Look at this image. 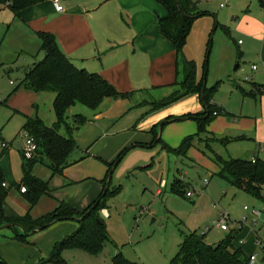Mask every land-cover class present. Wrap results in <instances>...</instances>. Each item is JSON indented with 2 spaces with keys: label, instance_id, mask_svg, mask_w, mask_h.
Instances as JSON below:
<instances>
[{
  "label": "rangeland",
  "instance_id": "374dc122",
  "mask_svg": "<svg viewBox=\"0 0 264 264\" xmlns=\"http://www.w3.org/2000/svg\"><path fill=\"white\" fill-rule=\"evenodd\" d=\"M65 1L67 0H59V3L67 8ZM119 1L127 6L121 14L128 22L130 19L127 17V9L131 10L133 5L130 0ZM119 1L115 0L117 4ZM219 1L198 0L197 7L205 11L204 18L211 21L212 29L207 49L209 52L206 55L204 72L202 71L204 85L210 87L220 79L211 103L221 111L209 121L206 127L208 133L200 134L201 141L195 138L192 146L186 150L185 157L179 156L175 150L162 149L160 145L165 144L170 149H175L184 137L197 132L195 115L201 114L204 108L199 97L194 94L156 107L152 118H158L156 138L159 137L160 142L140 144L120 154L119 158H115V165L108 169L106 185L100 186V190L91 193V196H88L90 193L86 191L80 196H72V186L62 187L59 184L50 187L54 183L48 185L47 177L45 181L38 177V173L42 177L48 174L44 156L42 163H34L31 173L47 183L48 199L54 198L57 202H67L71 206L80 203L78 209L103 194L106 187L111 191L113 186H120L117 193L104 198V206L109 212V217H103L108 239L94 254L79 248L64 249L61 257L66 264H112L111 258L116 252L136 264H169L183 235L189 230L201 234L204 226L210 224L219 211L228 213L227 224L235 228L231 241L234 247H239L245 255L255 252L257 259L253 264H264V260H261L262 249L255 242L256 236L264 242V223L259 222L256 226V229H259L255 231L252 227L255 216L251 212L255 208L264 209V202L233 188L230 183L217 176L219 169L214 162V155L223 159H248L258 145L259 141L253 131L256 121H261L257 111L262 109V104L257 99L259 93L255 96H248L246 93L250 92L251 86L255 84V87L263 89L262 95L259 94L262 97L264 76L257 77L261 82L256 80L254 71L250 70L252 61L245 55L237 69L233 70L236 63L230 65L231 77L227 79L226 72L223 68L220 69V57L226 50L235 51L238 47L243 48L246 45L248 39L243 35V27L251 29L253 17L256 15L264 22V12L258 0H228L227 6L222 8L218 6ZM93 16L95 17L96 13ZM12 18L13 15L6 7H0V174L8 190L2 201V209H6L10 213L9 216L19 217L27 213L34 219L50 212L54 207L47 211L44 207L40 209L37 206L39 200L34 206H29L19 192L18 183L22 176L23 162L20 155L23 140L21 126L26 117L35 116L46 127L52 126L56 119L52 111L54 96L49 91L33 92L21 86L13 92L21 83L23 70L30 68L35 60L41 59L43 53L38 50L39 42L35 35L27 33L21 24ZM221 26L228 28L229 33L226 34ZM237 40L244 45H238ZM249 45L251 51L259 47L256 41ZM232 78L235 80L231 81ZM173 80H182L180 72L174 74V66ZM176 89L179 88L169 84L154 88L152 93H155V98L162 99L169 97ZM81 107L82 105L77 103L70 108L71 113H66V119L71 120V114L77 113V109ZM144 115V110L139 109L132 113L135 121ZM126 123L124 119L120 124L124 127ZM211 136L218 140L212 141ZM207 142L208 147L205 146ZM2 143L7 147H2ZM50 174L52 175L51 172ZM57 176L64 179L60 174ZM160 181L165 183V188L159 187ZM173 181L183 187H175L170 191ZM182 190L192 191L193 194L185 196ZM157 191L161 193L158 194ZM244 205L248 207L246 220L238 226L237 221L245 214L242 211ZM67 223L76 221L65 218L35 230L33 234L28 235L27 242H21L22 249L6 244V241L13 240L9 238L12 231L1 230L0 245H4L0 248V254L2 251L8 256L7 264H36L41 257L46 258L49 255L51 249L47 251L48 240L59 237L60 231ZM227 233L228 231L223 230H210L205 233L203 240L215 243Z\"/></svg>",
  "mask_w": 264,
  "mask_h": 264
},
{
  "label": "crops",
  "instance_id": "0c3cea01",
  "mask_svg": "<svg viewBox=\"0 0 264 264\" xmlns=\"http://www.w3.org/2000/svg\"><path fill=\"white\" fill-rule=\"evenodd\" d=\"M130 1L133 8L127 9L129 12L127 17L130 19L128 22L123 19L121 14L127 6L121 1L117 4L115 0H67L65 1L67 8L62 6L63 10L59 12L55 10L51 0H43V2L17 12V15L12 18H15L27 33L34 34L36 38L35 32L37 31L50 32L55 36L59 49L75 66L83 68L89 73L99 74L118 93L127 94L122 98L104 100L95 111H91L81 104L82 107L77 109V113L71 114V120L66 119L72 126L73 116L81 114L86 118L82 125L71 132V137L76 142V148L68 155L70 164L64 167L60 173L52 174L53 176L48 169V174L45 177L39 173L38 177L44 181L47 177L48 185L54 183L50 187L59 184L62 187L72 186V196H80L84 191L89 192L88 196H91V193L100 190V186L107 183L108 164L115 160L120 151L134 143L152 140L150 129L154 126V131H157L156 120L158 118L157 116L152 118L155 110L149 111V108L153 104L151 101L159 99L153 96L154 88L169 84L176 86L174 83L177 81H172L173 66L174 74L180 72L182 79L184 77L185 66L181 62L176 65L173 46L158 30L157 17L166 16L165 9L156 0ZM94 13H96V18L93 16ZM204 17L206 16H200L193 20L182 49V57L195 64L197 80L202 77L203 65L209 52V50L207 51L209 38L212 35L211 21ZM245 27L242 30L243 35L248 39L246 45L243 48L238 47L235 51L226 50L220 57V69L223 68L226 78H230V65L236 63L235 69H237L246 55L252 61L250 70L254 71L256 80L261 82L257 77L264 76L263 19L256 15L253 17L251 29ZM252 41L259 44L255 51L249 49V44ZM238 42L239 40H237ZM238 45H244V43L239 42ZM220 74H222V70H220ZM233 80L235 79L232 78L231 81ZM218 81L220 82V79ZM11 85L13 84L11 83ZM251 91H257L254 93L261 95L263 93V89L255 87V84L253 87L251 86ZM259 94L257 99L260 100L262 109L257 111V114L261 121H256L255 131H253L259 142L248 159L257 157L264 161V95L260 97ZM74 106L69 107L66 110L67 113ZM138 109L144 110L145 115L135 121L132 113ZM124 119H126L127 125L123 127L120 123ZM59 132L66 135L64 127ZM156 133L158 135V132ZM133 147L137 146L130 148ZM37 157L43 160L40 154ZM58 174L64 176V179L57 176ZM161 182L163 181L159 182V187ZM163 185L165 188V183ZM5 187H7L6 183ZM261 193L264 196V187ZM38 200V208L44 207L46 211L59 204L54 198L53 200L48 199L47 195L39 196L36 201ZM79 205L80 203L74 204L72 207L80 210L81 208L78 209ZM244 206L242 211L246 215L248 207L244 208ZM3 210L7 215L10 214L6 209ZM253 210L261 211L257 224L264 223V209L255 208ZM101 213L106 214L102 217H109V212L104 205L99 209V214L102 215ZM252 214L254 215V212ZM76 225L77 223H67L60 231L59 237H52L48 240L47 251H50L49 248L54 240L71 231ZM228 227V230L223 231L235 230L231 225ZM4 229H0V231ZM253 229L256 228L253 227ZM210 230L220 231L222 229L212 228ZM5 243L13 248H23L21 242L15 240H8ZM3 245H0V248ZM0 259L4 264H7L6 261L9 258L1 251ZM261 260H264L263 256H261Z\"/></svg>",
  "mask_w": 264,
  "mask_h": 264
},
{
  "label": "trees",
  "instance_id": "16d2710c",
  "mask_svg": "<svg viewBox=\"0 0 264 264\" xmlns=\"http://www.w3.org/2000/svg\"><path fill=\"white\" fill-rule=\"evenodd\" d=\"M156 1L166 12V16L157 17L158 30L173 46L176 65L181 62L185 66V73L180 82L174 83L179 89L174 90L169 97L154 102L155 104L151 105L149 111H154L156 107L190 94L198 96L204 108L201 114L195 115L197 122V132L195 134L184 137L175 149H170L165 144L160 145L162 149L175 150L179 156L185 157L186 150L192 146L195 138L201 141L200 134L208 133L206 132V127L209 121L221 111L218 106H214L211 103L219 81L210 87H205L202 74L200 80L196 79L195 64L182 57L183 44L191 23L198 17L206 15L205 11L198 9V1ZM40 2H43V0H0V7H6L15 17L17 12ZM258 2L264 11V0H258ZM221 28L226 34L229 33L228 28L224 26H221ZM35 34L39 41L38 50L43 53V56L41 59L35 60L30 68L23 70L21 83L13 89V92L20 86L33 92H51L54 96L52 111H54L56 119L52 126L46 127L36 116L26 117L25 122L21 126L22 130L33 137L37 144V150L32 159L25 160L22 158V176L18 183V189L21 186L25 189L24 192L20 193L24 196L29 206H33L39 196L49 195L47 183L31 173L35 162H43L37 155L44 156L46 159L45 166L52 174L60 173L64 167L70 164L68 155L76 148V142L72 139L71 132L82 125L86 118L81 114L73 116L72 127L66 121V110L79 103L89 110L95 111L104 100L122 98L127 95L126 93H118L99 74L89 73L85 69L75 66L59 49L55 36L50 32L37 31ZM246 95L255 96L256 93L250 91ZM62 127L65 128L66 135L60 134L59 131ZM150 130L151 141L134 144L140 146V144H151L155 141L159 143L160 139L159 137L156 138L157 131H154V126ZM211 139L215 142L218 140L212 136ZM134 144L132 146H135ZM132 146L125 147L118 153L116 158H119L120 154L125 153ZM205 146L208 147L209 142ZM114 161L108 164L107 171L114 164ZM214 162L219 168L217 176L226 180L233 188L235 187L249 196H255L264 202V196L261 193L264 187V161L257 157L253 158V160L242 158L223 159L219 155H214ZM3 182V176L0 174V229H10L12 231L10 239L17 242H27L28 235H31L35 230L45 228L51 223L65 218L74 219L77 223L74 230L53 241L49 255L46 258L41 257L36 264H66L61 257V252L64 249L73 247L94 254L101 248L102 243L108 239L105 223L103 217L99 214V209L105 203L104 198L117 193L120 190V186H113L111 191L106 189L103 194H99L96 199H93L92 202L80 210L75 209L67 202L58 201L59 204L50 212L32 219L27 213L19 217L5 214L2 209V201L8 190L5 186H2ZM175 187L182 188L183 186L173 181L170 191L174 190ZM185 191L182 190V194ZM81 216L82 218L79 219ZM4 223L8 224L4 225ZM30 231L33 232L30 233ZM233 231L229 230L223 238L215 243H208L203 240L204 234L189 230L178 243V248L169 260V264H247L248 254L245 255L239 247H234L233 243H231ZM111 263L136 264L125 259L120 252L113 254ZM0 264H4L1 259Z\"/></svg>",
  "mask_w": 264,
  "mask_h": 264
},
{
  "label": "built area",
  "instance_id": "2783aa9c",
  "mask_svg": "<svg viewBox=\"0 0 264 264\" xmlns=\"http://www.w3.org/2000/svg\"><path fill=\"white\" fill-rule=\"evenodd\" d=\"M51 2L54 4L56 11L59 12V11L63 10L62 5L59 3V0H51ZM227 3H228V0H220L218 6L222 8V7L227 6ZM252 68H254V66H252ZM22 133H23V140L21 142L22 143V147H21L20 155H21V158H23L25 160H29V159H32V156H34V153L37 150V144L34 141V138L31 137L27 132L22 131ZM2 147H7V145L5 143H2ZM251 160H253V158ZM2 186H5L4 182L2 183ZM163 186H164L163 182H161L160 183V187H163ZM19 189H20V192H24L25 191L24 187H22V186ZM157 192L159 193V191H157ZM192 194H193V192L189 191V190L185 191V193H184L185 196H192ZM245 207L246 206H244V208ZM141 212L142 211H140V213ZM252 212H254V215H255V218L252 221V223H253L252 225H253V227L257 228L256 227L258 225L257 224V220L260 217L261 211L252 210ZM218 213H219L218 216L215 219H213L210 224L204 226V229L201 232V234H205V232H207L208 230H210L212 228H217V229H222V230H228L229 229L228 224H227V221L229 220L228 213H226L225 211H219ZM245 219H246V216L243 214L241 216V218L237 221L238 222V226H239L240 223L244 222ZM255 242L262 249L261 251H262V255L264 257V243L257 236L255 237ZM247 258H248L247 264H253L256 261V259H257L256 258V253L252 252V253L248 254Z\"/></svg>",
  "mask_w": 264,
  "mask_h": 264
},
{
  "label": "water",
  "instance_id": "95a60500",
  "mask_svg": "<svg viewBox=\"0 0 264 264\" xmlns=\"http://www.w3.org/2000/svg\"><path fill=\"white\" fill-rule=\"evenodd\" d=\"M235 67H236V65L233 67V69H235ZM107 188H108V187H106L105 190H106ZM92 206H93V205H92ZM81 218H82V216H81L79 219H81ZM7 224H8V223H4V225H7ZM4 225H3V226H4ZM32 232H33V231H30V233H32Z\"/></svg>",
  "mask_w": 264,
  "mask_h": 264
}]
</instances>
